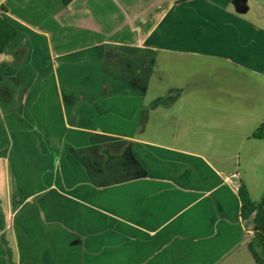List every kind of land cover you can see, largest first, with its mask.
<instances>
[{
    "label": "crops",
    "instance_id": "1",
    "mask_svg": "<svg viewBox=\"0 0 264 264\" xmlns=\"http://www.w3.org/2000/svg\"><path fill=\"white\" fill-rule=\"evenodd\" d=\"M0 15L18 29L0 55V264H255L226 178L257 201L231 162L264 124V0Z\"/></svg>",
    "mask_w": 264,
    "mask_h": 264
},
{
    "label": "trees",
    "instance_id": "2",
    "mask_svg": "<svg viewBox=\"0 0 264 264\" xmlns=\"http://www.w3.org/2000/svg\"><path fill=\"white\" fill-rule=\"evenodd\" d=\"M18 36L16 25L5 16L0 15V55ZM256 140H264V124H261L252 134ZM242 207L241 217L245 221L252 220L253 235L248 243V250L255 264H264V196L260 201L252 200L249 190L244 183L238 191Z\"/></svg>",
    "mask_w": 264,
    "mask_h": 264
},
{
    "label": "rangeland",
    "instance_id": "3",
    "mask_svg": "<svg viewBox=\"0 0 264 264\" xmlns=\"http://www.w3.org/2000/svg\"><path fill=\"white\" fill-rule=\"evenodd\" d=\"M251 82H254L253 78ZM236 154L238 157L231 164L234 166L238 163L239 169L247 173V181L251 184L254 197L257 201H260L264 196V140H251V142L242 146ZM247 230L253 235L252 220L247 223Z\"/></svg>",
    "mask_w": 264,
    "mask_h": 264
},
{
    "label": "built area",
    "instance_id": "4",
    "mask_svg": "<svg viewBox=\"0 0 264 264\" xmlns=\"http://www.w3.org/2000/svg\"><path fill=\"white\" fill-rule=\"evenodd\" d=\"M240 179L241 174L239 172L232 173L229 177L226 178V181L234 187L237 191H239L240 188Z\"/></svg>",
    "mask_w": 264,
    "mask_h": 264
},
{
    "label": "water",
    "instance_id": "5",
    "mask_svg": "<svg viewBox=\"0 0 264 264\" xmlns=\"http://www.w3.org/2000/svg\"><path fill=\"white\" fill-rule=\"evenodd\" d=\"M256 227H254V229H255Z\"/></svg>",
    "mask_w": 264,
    "mask_h": 264
}]
</instances>
